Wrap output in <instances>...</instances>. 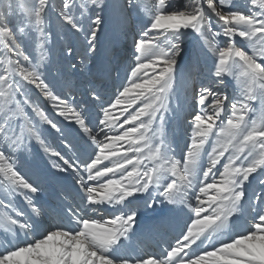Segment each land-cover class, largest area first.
Masks as SVG:
<instances>
[{
    "label": "snow or ice",
    "instance_id": "obj_1",
    "mask_svg": "<svg viewBox=\"0 0 264 264\" xmlns=\"http://www.w3.org/2000/svg\"><path fill=\"white\" fill-rule=\"evenodd\" d=\"M0 264H264V0H0Z\"/></svg>",
    "mask_w": 264,
    "mask_h": 264
},
{
    "label": "bare ground",
    "instance_id": "obj_2",
    "mask_svg": "<svg viewBox=\"0 0 264 264\" xmlns=\"http://www.w3.org/2000/svg\"><path fill=\"white\" fill-rule=\"evenodd\" d=\"M240 1V0H239ZM238 1V2H239ZM242 3V0L240 1ZM136 14H133L132 22L135 24L136 22ZM131 43V39L123 37L118 31L112 32L111 30H107L105 35L101 37V44H100V50L99 55L95 61V64L92 66V73L96 74L99 73V79L97 80L95 75H89L87 73L85 74H79L74 75L72 77L73 82L76 84L77 87V99L78 100H86L87 97L84 95L85 90L89 87L88 81L94 80L95 82L99 84L104 85V92L106 94V98L110 97L114 91V86L117 81H114L111 78V74L107 72L101 73V69L106 63V58L110 57L113 52L118 53L122 59L121 67L123 66V58L127 57L129 55L128 52V45ZM117 48V49H116ZM67 64V61L64 59V56L61 52V45L59 43L54 44L52 48V65L49 68L48 71V77L50 80H54L55 77L58 76L57 69H63ZM110 67V65H109ZM185 65L182 63L180 65L181 70ZM195 75V73H194ZM121 76H123V71H121ZM233 81H229V86L226 89L229 96L232 95V86ZM43 99V98H41ZM175 106V102L173 104ZM187 110L190 111V105L186 106ZM127 127V126H125ZM169 132H174V143L178 146L177 152H179V147L183 146L186 136H185V125L183 120L177 124L175 121L171 122L169 125ZM49 141L53 143V146H58L59 142L54 139V137L49 136ZM36 154L34 159H31L29 161L28 167H30L34 172H40L43 170L46 166V157L40 153L38 150H35ZM67 183V181H65ZM49 198L48 191H45V193L42 196L43 198ZM171 241V234H163L159 236H155L150 239H140L133 238L131 241V247L137 251L141 255H147L149 253H160L161 250L166 246V242Z\"/></svg>",
    "mask_w": 264,
    "mask_h": 264
},
{
    "label": "rangeland",
    "instance_id": "obj_3",
    "mask_svg": "<svg viewBox=\"0 0 264 264\" xmlns=\"http://www.w3.org/2000/svg\"><path fill=\"white\" fill-rule=\"evenodd\" d=\"M239 0H237V2H238ZM241 1V0H240ZM240 1L238 2V3H240ZM117 49V48H116Z\"/></svg>",
    "mask_w": 264,
    "mask_h": 264
}]
</instances>
